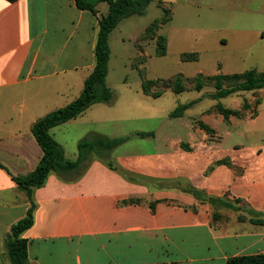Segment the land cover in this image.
Returning <instances> with one entry per match:
<instances>
[{"label": "crops", "instance_id": "crops-1", "mask_svg": "<svg viewBox=\"0 0 264 264\" xmlns=\"http://www.w3.org/2000/svg\"><path fill=\"white\" fill-rule=\"evenodd\" d=\"M199 1L157 0L161 12L162 8L171 12V20L164 24L169 34L158 33L162 25L156 31L166 38L165 55L173 44L188 42L186 33L170 40L182 29L190 32L191 45L178 49L180 59L183 54L196 56L183 62L197 63L204 53L216 54L209 71L199 68L191 76L179 74L188 79L250 70L264 73V24L257 23L263 9L242 5L218 16ZM107 10V4L100 3L93 15L78 10L73 0H0V264H9L6 236L29 207L13 179L32 172L42 156L31 128L82 92L94 68L98 21ZM219 23L222 26L216 28ZM146 28L136 37L135 47L139 43L143 48L140 38ZM216 31L222 34L210 37ZM149 42L156 46L155 39ZM136 50L135 57H141V49ZM52 78L58 82L51 87L46 81ZM239 93L255 92L233 95ZM70 94L73 97L63 99ZM246 103L250 108L245 114L230 117L228 123L208 109L193 122L189 140L171 144L181 168L175 178L184 187L151 185L111 170L107 166V161L114 166L111 150L103 157L92 155L74 181H60L51 174L33 193V225L21 236L27 242L26 264H227L234 257L264 255V165L241 153L219 154L220 137L204 118L213 117L230 129L240 121H256L259 99ZM243 104L228 109L239 111ZM199 122L214 134L204 132ZM60 126L50 135L66 158L64 145L53 135ZM263 150L264 145H255V158L264 156ZM222 160L233 168L216 165Z\"/></svg>", "mask_w": 264, "mask_h": 264}, {"label": "rangeland", "instance_id": "rangeland-1", "mask_svg": "<svg viewBox=\"0 0 264 264\" xmlns=\"http://www.w3.org/2000/svg\"><path fill=\"white\" fill-rule=\"evenodd\" d=\"M199 5L209 7L213 10L212 12H215L213 14L218 16H223L242 5L256 11L263 9L257 16V23L264 24V0H202L199 1ZM161 15L157 0H153L143 16L126 18L114 30L110 38L111 54L105 80L106 86L112 91V100L107 104L96 103L81 116L61 125L53 132L55 139L64 145L66 158L74 160L77 155L78 141L91 138L93 134L98 133L110 139L128 137L126 142L110 152V159L123 176L142 179L151 185L160 184L169 188L184 187L178 184L175 178L181 168L176 166L177 157L174 155L171 144L181 141L185 143L189 140L194 135L193 122L200 120L202 113L208 109L212 111L216 104L236 109L243 102L259 99L257 105L259 118L256 121H240L233 129H230L226 123H219L213 117L205 116L204 118L216 128L220 137L219 154L241 153L250 160L253 158L257 160L259 166L264 165V156L255 158L256 152L253 151L255 145H264V92L261 94L239 93L213 99L212 95L215 93L213 82H205L200 91L191 90L192 86L188 83L187 90L180 94L165 91L161 97L155 99L142 93L141 85L147 80L167 79L179 73L191 76L199 68L209 71L213 65L211 59L216 56L215 53H204L200 62L181 61L178 49L182 47L183 50L189 49L191 45L190 32L182 29L169 37L173 41L177 40V36L186 33L188 36L186 45L173 44L164 57H158L155 55L154 43H150L149 40H140L143 48L138 47L139 43H136V47L141 49L142 56L135 57L137 55L134 45L136 37ZM221 26L222 24L219 23L216 28ZM168 30V25H162L158 33L167 35ZM221 34V31H216L210 37L216 38ZM219 53L221 55V52ZM143 64L146 68L145 72ZM133 65L136 69L132 68ZM56 81L58 82L57 78H52L46 83L50 82L49 85L52 87ZM223 84L226 87L231 85V82L226 81ZM159 90L160 85L152 89V92ZM66 97L71 98L73 95H65L63 99ZM187 104L190 106L180 116L171 117L176 108ZM195 124L197 127V123ZM136 133L152 135L140 138L135 136ZM236 146H239V151Z\"/></svg>", "mask_w": 264, "mask_h": 264}, {"label": "trees", "instance_id": "trees-1", "mask_svg": "<svg viewBox=\"0 0 264 264\" xmlns=\"http://www.w3.org/2000/svg\"><path fill=\"white\" fill-rule=\"evenodd\" d=\"M73 2L78 10L89 12L93 15L97 13V6L100 3H105L108 7L106 15L98 21V32L94 46V68L85 79L82 92L74 101L45 115L35 122L31 128V134L39 146L42 156L32 172L13 179L18 189L25 194L29 207L25 217L13 224L6 236V257L9 264H26L27 262V242L21 236L33 225L34 191L42 188L51 174L55 175L60 181L76 180L86 170L92 155L103 157L125 141V138L108 140L103 136L93 134L91 138H84L78 143V156L76 160L72 161L64 157L62 148L52 138L50 130L76 119L93 104L111 101L112 91L105 84L110 56L109 34L117 27L120 21L132 16L144 15L151 0H73ZM170 20V10L162 8V17L155 19L140 38V40L155 39V53L159 57L165 55L167 42L165 37L156 35V31L161 25L166 24ZM194 59H196V56L189 54L181 56L182 61H193ZM226 81L231 82V85L225 87L223 83ZM205 82H213L215 93L212 98L221 99L237 92H256L264 89V73L250 70L241 74L216 75L212 77L197 75L188 79L177 74L167 79L147 80L142 83L141 89L145 95L158 98L167 90L180 94L187 90L188 83H190L193 90L200 91L204 87ZM159 85L160 90L152 92V89L159 87ZM189 106L190 104H187L176 108L172 112L171 117L180 116ZM249 108L250 106L246 102H244L239 111L224 108L222 105L217 104L211 112L221 115L224 122L228 123L230 117H242ZM198 125L207 134H214V131L202 122H199ZM221 164L233 168L227 160L216 163V165ZM107 166L111 170L122 174L110 161H107ZM70 175L75 176L70 177ZM131 203H139V200H130ZM258 223H261V221ZM227 264H264V255L234 257L229 259Z\"/></svg>", "mask_w": 264, "mask_h": 264}]
</instances>
